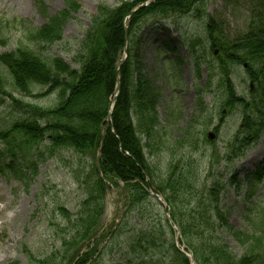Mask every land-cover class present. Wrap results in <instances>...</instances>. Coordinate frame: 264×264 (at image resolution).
Segmentation results:
<instances>
[{"label": "trees", "instance_id": "1", "mask_svg": "<svg viewBox=\"0 0 264 264\" xmlns=\"http://www.w3.org/2000/svg\"><path fill=\"white\" fill-rule=\"evenodd\" d=\"M117 1L113 7L98 5L90 25L82 37L76 39L78 68H71L56 56L44 54L47 47L62 40L63 26L80 8L77 0H65L66 8L47 16L44 25L23 26L25 42H19L10 51H0V84L2 78H6L13 91L27 97H30L32 88L45 89L41 96L55 94L52 105H30L27 118L0 127V140L7 145L8 153V157L0 160V174L7 176L10 173L20 181L26 180L28 170L35 169L36 153L39 157L43 154L52 157L55 153L71 151L87 161L82 170L85 175H81L79 183L86 194L78 210L72 212L60 205L52 209L64 223L63 227L55 224L60 233L70 229L73 234L59 236L61 248L43 258L25 249L27 261L31 264H88L95 261L92 260L94 253L90 244L101 241L96 235L102 226L100 218L105 196L111 187H121L125 208L123 218L132 209L141 207L151 190L166 196V211L169 210L195 264H264V196L253 199L263 176L261 164L254 172L245 175L248 185L242 208L245 226L235 229L228 222V212L221 201L225 187L222 181L215 180L202 194L203 201H198L192 211H184L177 203L183 196H178L179 189L176 188L182 174L176 179L173 165L164 176L157 175L146 156V152L152 154L158 149L157 141L162 144L161 135L166 134V127L159 123L156 112L161 88L155 84L156 76L143 70L138 29L148 17L166 19L204 13L207 0ZM145 1L148 5L140 8ZM261 5L264 0L258 1L260 11H252L254 14L250 16L246 31L234 38L223 35L213 17L207 19L203 27L206 48L211 49L214 60L205 62L210 75L203 86L196 87L193 116L196 113L201 116L206 110L204 94L220 93V88L223 95L220 109L240 110L239 126L220 157L226 163L233 164L242 159L264 131V7ZM134 9V13L127 17ZM40 11L45 14L41 8ZM5 42L0 21V48ZM199 43L196 38L187 40L197 73L204 62L202 55H197ZM162 44L167 48L172 42L168 38ZM124 48L127 57L116 73L114 65ZM169 50L175 51V48ZM174 60L175 64L181 63L180 58ZM239 68L247 74L248 84H252L251 91L247 86V95L237 93L230 77ZM164 70L166 75L167 70ZM3 90L0 89L1 93ZM113 97L110 124L101 143L109 101ZM11 99L16 108H22L19 100ZM175 111V108L167 110V125L175 124L181 118V114ZM188 127L191 123L184 129L181 141L176 140L178 145L185 141ZM38 145H42L43 150L38 148L35 153H30ZM98 153L100 173L96 166ZM235 179L232 175L229 183L236 184ZM182 213H189L188 218H183ZM157 215L156 223L150 220L145 228L137 229L134 236H127L130 251L121 252L125 263L189 264L187 257L174 244V232L167 219L159 213ZM123 226L121 221L109 241L124 233ZM225 236L241 249L239 254L232 252L224 241Z\"/></svg>", "mask_w": 264, "mask_h": 264}, {"label": "rangeland", "instance_id": "2", "mask_svg": "<svg viewBox=\"0 0 264 264\" xmlns=\"http://www.w3.org/2000/svg\"><path fill=\"white\" fill-rule=\"evenodd\" d=\"M64 1L0 0V21L3 36L6 39L0 51H10L19 42H25L23 26L39 27L46 24L47 16L66 8ZM77 1L80 8L72 13L63 26L62 40L44 50L46 56H56L71 68L79 66L75 41L82 37L85 28L90 25L91 16L95 13L97 6L113 7L118 2L117 0ZM258 1L207 0L205 11L197 13L199 16L192 13L188 16H172L166 19L148 17L143 20L138 29L141 37L140 56L143 70L151 76H156L155 84L161 88L156 112L159 123L166 127V134L161 135L162 144L155 139L158 149L152 154L146 152L147 159L153 165L157 175L164 176L169 167L173 165L176 167L173 172L175 178L177 179V176L182 174V179H178L180 182L176 184V188L179 189L178 196L180 198L183 196L182 200L177 203L184 211H192L198 201L202 202V196H204L202 194L215 180L220 183L222 181L225 187L221 192V201L228 212L227 220L235 229L245 226L242 208L247 187L243 182L238 188L234 184H229L228 180L231 175L242 180L244 173L252 170L259 163H262L264 174V131L243 159L228 164L220 157L223 156L226 145L239 126L240 110L220 109L223 95L219 87L221 94L213 91L204 94L203 98L207 108L201 112L203 113L201 116L196 113L195 116L198 115L196 120L193 112L196 110V87L203 86L210 75L205 62L214 60L211 49L206 48L203 28L205 22L213 17L218 22L223 35L234 38L238 33L246 31L250 24V16L254 14L252 11L261 10L257 9ZM141 5H139L140 8H142ZM261 6L264 7V5ZM40 8L45 14L41 13ZM168 38L172 44L164 48L162 43ZM194 38L198 39L201 44L197 48L200 51L197 55H202L204 61L198 73L195 71L187 46V40ZM174 48L175 51L169 50ZM176 57L181 59V63H174ZM164 69L167 70L166 75ZM230 77L237 93L247 95L249 82L243 69H237ZM2 79L0 89H4V93L0 91V127L16 119L27 118L30 105L48 107L55 101L54 93L41 96L45 89L40 88H32L30 97L24 96L12 90L8 79ZM11 97L19 100L23 105L22 108H16ZM171 108H175V112H179L181 118L175 124L167 125L166 112ZM188 123H191V127H188V133L184 135L185 141L178 145L176 140L179 138L181 141V136H183L184 129H187ZM45 142L47 141L43 143ZM6 146L5 142L0 140V154H5L0 155V160L8 157ZM38 148L42 149V145L34 147L30 153H35ZM21 150L24 151L22 147ZM35 155V169L28 170L26 180L20 181L10 173H7V176L0 174V264H31L27 261L25 249L40 258L60 249L59 236H71L73 231L70 232V229H67L64 233H60L55 224L59 223L63 227L64 223L52 209L60 205L75 212L86 194L79 186L82 181L81 175H85L82 170L87 164L86 158L79 157L71 151L55 153L52 157H47V154L40 157L38 153ZM27 158H30L29 154ZM248 158L251 160L245 162ZM97 170L100 173L99 169ZM256 190L255 199L264 196V176ZM170 196L173 197L172 194ZM159 197L163 199L162 203L150 194L141 207L128 212L122 220L124 233L118 238L115 237L113 241H108L106 238L109 232L120 223L116 224L119 195L113 190L107 192L100 218L102 226L98 232L101 241L90 244L92 253H94L92 260L95 261L88 264H126L121 252L130 251L127 236H134L135 231L145 228L150 220L156 223L158 213L162 218H166L169 212V210L166 212L167 203L164 200L166 196L159 194ZM173 207L176 211L178 210L174 204ZM182 216L188 218L189 213H182ZM174 226L173 241L183 250L184 240L180 238L177 226ZM151 227L154 226L151 225ZM224 241L233 253H240L241 249L230 237L225 236Z\"/></svg>", "mask_w": 264, "mask_h": 264}, {"label": "water", "instance_id": "3", "mask_svg": "<svg viewBox=\"0 0 264 264\" xmlns=\"http://www.w3.org/2000/svg\"><path fill=\"white\" fill-rule=\"evenodd\" d=\"M145 5H146V3H143L141 6H145ZM131 13H132V12H131ZM131 13H130V14H131ZM130 14H129V15H130ZM126 32H127V30H126V28H125V35H126ZM125 57H126V55H125ZM125 57H124L122 60H120L119 62H117V63L115 64V66H114V71H115V72L118 70V67H119L120 64L124 61ZM117 88H118V86H117ZM109 122H110V114H108V116H107L106 124H105V126H104L103 133H102V137H101V143H102V141H103V137H104V135H105V133H106V131H107V129H108ZM209 137H211V136L209 135ZM98 157H99V156H98ZM98 157H97V162H98ZM119 214H121V210L119 211Z\"/></svg>", "mask_w": 264, "mask_h": 264}, {"label": "bare ground", "instance_id": "4", "mask_svg": "<svg viewBox=\"0 0 264 264\" xmlns=\"http://www.w3.org/2000/svg\"><path fill=\"white\" fill-rule=\"evenodd\" d=\"M250 158L246 159L245 162H247V160H249ZM251 160V159H250Z\"/></svg>", "mask_w": 264, "mask_h": 264}]
</instances>
